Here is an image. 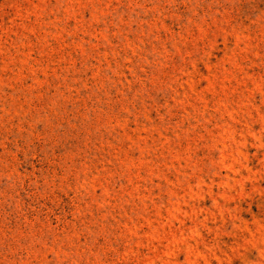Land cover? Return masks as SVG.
Here are the masks:
<instances>
[{"label": "rangeland", "instance_id": "obj_1", "mask_svg": "<svg viewBox=\"0 0 264 264\" xmlns=\"http://www.w3.org/2000/svg\"><path fill=\"white\" fill-rule=\"evenodd\" d=\"M0 264H264V0H0Z\"/></svg>", "mask_w": 264, "mask_h": 264}]
</instances>
